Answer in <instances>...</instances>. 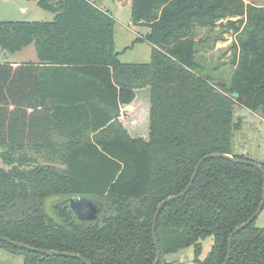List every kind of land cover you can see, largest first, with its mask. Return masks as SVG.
Here are the masks:
<instances>
[{
    "label": "trees",
    "instance_id": "16d2710c",
    "mask_svg": "<svg viewBox=\"0 0 264 264\" xmlns=\"http://www.w3.org/2000/svg\"><path fill=\"white\" fill-rule=\"evenodd\" d=\"M35 1L54 18L0 21V48L33 46L39 60L0 61V236L91 264H153L158 206L188 187L198 162L219 153L255 161L234 152L243 121L231 94L264 117V6L132 0L134 22L150 28L136 41H148L152 53L150 62L126 63L115 47L116 20L97 3ZM216 25L232 29L237 45L230 86L196 59L197 30ZM143 88L150 90L149 134L136 138L120 117ZM263 187L255 166L208 158L190 191L160 213L159 264L190 246L197 264H223L232 232L257 211ZM76 194L101 205L99 222L76 220L68 200ZM0 249L22 254L24 264H86L4 240ZM232 249L228 264H264V227L253 221Z\"/></svg>",
    "mask_w": 264,
    "mask_h": 264
},
{
    "label": "rangeland",
    "instance_id": "374dc122",
    "mask_svg": "<svg viewBox=\"0 0 264 264\" xmlns=\"http://www.w3.org/2000/svg\"><path fill=\"white\" fill-rule=\"evenodd\" d=\"M246 3L264 6V0H244ZM101 8L111 11L116 19L115 47L120 50L119 58L126 63H147L151 61L152 46L149 42L136 41L144 38L150 28L137 24L132 16V0H93ZM54 13L42 8L35 0H0V21L16 20H52ZM136 41V42H135ZM198 63L204 72L211 75L217 82L230 86L235 69V54L237 45L234 32L228 26L216 25L201 27L196 35ZM13 53L0 48V61L14 59ZM138 91V101L124 106L120 121L131 137H146L149 114V89ZM237 101V100H236ZM236 116L241 117L242 127L235 131L233 149L235 153H245L257 162L264 161V117L244 107L237 101ZM0 164L3 161L0 158ZM55 199L50 198L48 201ZM256 225L264 227V209L256 218ZM213 243V237L203 240L201 258L207 256ZM165 261L169 264H197L195 248H184L176 253L167 254ZM0 264H24V256L6 249H0Z\"/></svg>",
    "mask_w": 264,
    "mask_h": 264
},
{
    "label": "water",
    "instance_id": "95a60500",
    "mask_svg": "<svg viewBox=\"0 0 264 264\" xmlns=\"http://www.w3.org/2000/svg\"><path fill=\"white\" fill-rule=\"evenodd\" d=\"M231 96L236 99L237 101L241 102V100H239L238 96L236 94H231ZM211 157H220V158H226L229 160H232L234 162L237 163H242V164H248V165H253L255 166L257 169H259L264 177V166L261 163H257L255 161H251V160H244V159H240V158H236L231 154H227V153H222V154H211L208 156H205L204 158H202L195 169V172L193 174V177L191 179L190 184L188 185V187L181 192L180 194H176L173 196H170L166 199H164L158 206V209L155 213V217H154V225H153V235H154V240L156 243V247H157V257L156 260L153 264H159L161 257H162V252H161V248H160V242H159V238L157 235V223H158V219L160 216V213L162 211V209L164 208V206L166 204H168L169 202L176 200L182 196H185L190 189L192 188L194 181L197 178V175L200 171V168L202 166V164ZM69 206L71 211L74 213V216L76 218V220L81 223V224H92V223H97L100 221L101 217H102V207L101 205L96 201L95 198L86 195V194H76V195H72L69 197ZM264 209V187H263V198L262 201L257 209V211L243 224L237 226L234 231L232 232L230 239H229V252H228V257L227 260L223 263V264H228L231 256H232V247H233V240L234 237L237 233H239L240 231L244 230L248 225H250L253 221L256 220V218L260 215V213L263 211ZM0 240H4L8 243H11L15 246L18 247H24L26 249L32 250V251H36V252H40L43 254H55V255H61V256H71V257H77L82 259L86 264H91L86 258L78 255V254H73V253H69V252H59V251H53V250H43V249H38V248H34V247H30L27 245H24L23 243L17 242V241H13L9 238H5V237H1L0 236Z\"/></svg>",
    "mask_w": 264,
    "mask_h": 264
},
{
    "label": "crops",
    "instance_id": "0c3cea01",
    "mask_svg": "<svg viewBox=\"0 0 264 264\" xmlns=\"http://www.w3.org/2000/svg\"><path fill=\"white\" fill-rule=\"evenodd\" d=\"M103 9L107 10L113 16V14L111 13V11L109 9H106V8H103ZM45 21H50V20H45ZM117 51H120V50H117ZM13 56L15 57L14 59H12L10 61H2V62H10V63L18 64V63L38 62L39 61L37 54H36V51H35V48L33 46L26 47L19 52L13 53ZM136 101H138V91H137V98L132 104L136 103ZM126 106H129V105H126ZM123 107H122V109H123ZM148 109H149V114H148V118H149L148 123H149L150 122V90H149V107H148ZM148 134H149V124H148V130L146 131V137L145 138L148 137Z\"/></svg>",
    "mask_w": 264,
    "mask_h": 264
}]
</instances>
